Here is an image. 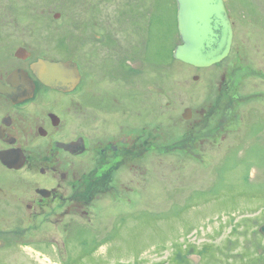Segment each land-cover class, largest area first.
Returning <instances> with one entry per match:
<instances>
[{
	"label": "flooded vegetation",
	"instance_id": "flooded-vegetation-1",
	"mask_svg": "<svg viewBox=\"0 0 264 264\" xmlns=\"http://www.w3.org/2000/svg\"><path fill=\"white\" fill-rule=\"evenodd\" d=\"M165 1L0 0V250L26 237L47 254L67 250L63 238L103 201L127 205L149 186L154 158L201 162L233 133L242 140L241 109L264 102V93L241 92L264 82V71L234 47L249 4L224 0L230 53L194 67L174 59L178 5ZM164 13L176 23L173 63L190 67L175 74L164 66ZM40 62L49 85L34 69ZM190 76L196 85L185 87Z\"/></svg>",
	"mask_w": 264,
	"mask_h": 264
},
{
	"label": "rangeland",
	"instance_id": "rangeland-1",
	"mask_svg": "<svg viewBox=\"0 0 264 264\" xmlns=\"http://www.w3.org/2000/svg\"><path fill=\"white\" fill-rule=\"evenodd\" d=\"M244 1L253 15L237 14L249 26H237L234 47L247 55V65L264 71V19L255 12L264 16V0ZM176 34L174 15L164 13V66L172 67L170 74L190 68L173 63ZM172 78L167 85L175 84ZM181 84L196 85L191 76ZM202 92L204 102L208 91ZM241 92L264 93V82L256 79ZM190 96L185 91L186 103ZM241 112L242 140L233 133L213 159L154 158L149 186L140 185L127 205L103 201L92 222L63 238L67 250L52 245L47 254L26 237L24 246L0 250V264H264V102H251Z\"/></svg>",
	"mask_w": 264,
	"mask_h": 264
},
{
	"label": "water",
	"instance_id": "water-1",
	"mask_svg": "<svg viewBox=\"0 0 264 264\" xmlns=\"http://www.w3.org/2000/svg\"><path fill=\"white\" fill-rule=\"evenodd\" d=\"M176 1L182 44L175 48L174 58L194 67H211L226 59L234 35L224 0ZM34 69L49 85V63L40 62ZM260 231L264 234V227Z\"/></svg>",
	"mask_w": 264,
	"mask_h": 264
}]
</instances>
